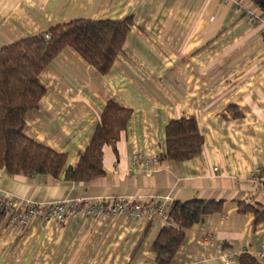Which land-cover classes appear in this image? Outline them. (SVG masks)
Listing matches in <instances>:
<instances>
[{
  "label": "crops",
  "instance_id": "0c3cea01",
  "mask_svg": "<svg viewBox=\"0 0 264 264\" xmlns=\"http://www.w3.org/2000/svg\"><path fill=\"white\" fill-rule=\"evenodd\" d=\"M249 11L264 18L254 0H0V49L76 20H131L109 74L72 48L42 72L47 93L28 115L29 138L75 168L109 100L132 112L119 140L104 146L105 174L90 183L0 169V202L13 204L0 216V264H156L152 247L166 226L158 214L11 223L32 203L113 198L223 202L187 231L173 264H241L245 254L264 264V220L240 212L264 205V183L251 178L264 167V39ZM182 118L196 120L202 153L161 160L167 126ZM140 153L159 164H136Z\"/></svg>",
  "mask_w": 264,
  "mask_h": 264
},
{
  "label": "trees",
  "instance_id": "16d2710c",
  "mask_svg": "<svg viewBox=\"0 0 264 264\" xmlns=\"http://www.w3.org/2000/svg\"><path fill=\"white\" fill-rule=\"evenodd\" d=\"M264 11V0H254ZM131 20H76L58 25L48 32L20 40L0 49V169L12 176L62 175L68 181L90 183L105 174L104 146L115 144L127 129L132 112L109 100L87 150L75 168H67V156L29 138L27 118L36 110L46 87L40 76L67 48L74 49L100 75L112 70L123 51ZM46 35H50L46 39ZM203 138L194 118L172 121L166 129V152L161 160L185 162L201 155ZM241 205L240 212H254L257 222L264 220V205ZM223 202L192 200L174 202L167 212L166 226L153 247L156 264H173L187 231L210 215L221 213ZM6 211L0 213L5 216ZM241 264H260L245 254Z\"/></svg>",
  "mask_w": 264,
  "mask_h": 264
},
{
  "label": "built area",
  "instance_id": "2783aa9c",
  "mask_svg": "<svg viewBox=\"0 0 264 264\" xmlns=\"http://www.w3.org/2000/svg\"><path fill=\"white\" fill-rule=\"evenodd\" d=\"M247 19L252 22V24L261 28L262 38L264 39V18L249 11ZM49 38L50 35H46V39ZM134 160L136 164L146 167L149 171L153 170L159 164L158 158L151 159L141 153L136 154ZM217 172L218 169H214V174ZM251 178L255 181L264 183V167L256 168L251 173ZM168 202L170 203V199L168 198L160 200L159 203L150 200L147 202H132L123 198H113L111 202L102 199H94L72 202L60 201L54 204L32 203L21 213L13 216L11 223L14 226H24L28 225L34 218L41 217L49 223L63 225L68 220L79 216L110 219L118 215H128L135 219H139L144 214H158L166 219L167 212L172 206V203L169 207L166 206ZM12 206L13 204L11 203L7 204L6 202H0V213ZM234 262V260H228V264H233Z\"/></svg>",
  "mask_w": 264,
  "mask_h": 264
}]
</instances>
